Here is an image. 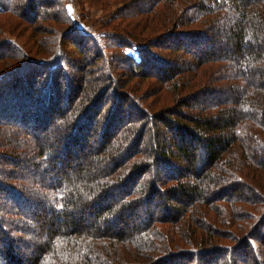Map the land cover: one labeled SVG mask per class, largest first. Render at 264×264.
<instances>
[{"label": "trees", "instance_id": "trees-1", "mask_svg": "<svg viewBox=\"0 0 264 264\" xmlns=\"http://www.w3.org/2000/svg\"><path fill=\"white\" fill-rule=\"evenodd\" d=\"M74 1L0 0V264H264V0Z\"/></svg>", "mask_w": 264, "mask_h": 264}, {"label": "rangeland", "instance_id": "rangeland-1", "mask_svg": "<svg viewBox=\"0 0 264 264\" xmlns=\"http://www.w3.org/2000/svg\"><path fill=\"white\" fill-rule=\"evenodd\" d=\"M125 1H129V0H125ZM150 1H152V0H141L140 2H138L136 4V6H135L136 10L141 11L146 5H148V3ZM69 10H70V13H71L73 20L75 21V23L77 24L78 27H81V28L92 27L93 32H96V30L102 29L101 26L104 24V22H106L110 18V15L104 14L101 9H98L97 7L96 8L91 7L87 3L81 4L79 2V0H75L74 2H71L69 4ZM141 13L142 12H140V16H142ZM136 17H138V16H136ZM17 20L21 21V18L17 19ZM29 32H31V31H29ZM28 34H30V33H28ZM23 37L24 36H22V38ZM16 38L20 40V37L17 35V33L12 31V30L11 31L3 30L1 32V35H0V41H2V40H8V41L15 40V41H17ZM23 40L26 41L25 37L23 39H21L20 42H22ZM174 41L175 40H173L171 38L166 40L168 45H173ZM222 42H223V40H222ZM65 48H66V52L68 53V56L70 58L77 59L80 57V54H78V52H77V50H75V48H73L69 45H67ZM190 49H192L193 51H196V52H194L196 54L201 53V52H197V50H195L194 48L190 47ZM159 54L164 56V58H166V60H168L170 58H175L174 54L169 55L166 52H159ZM176 56H177L176 60L173 61L175 66H181L182 68H186L187 65H191V62H189L190 60L191 61L193 60L191 57H187L186 55L183 56V54H182L181 56L184 57V59L181 57V59H183V61L182 60L180 61V59H179L180 57L178 55H176ZM155 66H156L155 64L150 62L148 69H151V70L156 69ZM152 71H154V70H152ZM68 72L74 76L80 75L78 68L73 64L70 66V68H68ZM157 88H158V85H157L156 81H153L152 79H150V80H148V82H146V89L147 90L149 89L150 93L154 92V90H157ZM153 99H154V97H153ZM214 99H216L215 95L210 94L207 96H202L198 101H196V103L199 106H201L202 103H204L206 101H210V100L213 101ZM133 117H135V116H133ZM133 120H136V117ZM4 121H5V119H4ZM12 123H16V122H12ZM13 125L14 124H10V126L8 125V126H5L3 128L0 127V139H3V140L8 139L9 140L10 138H12L13 135H15V133H16V131H18V129L15 128ZM15 126L20 128L18 126V124ZM167 140H169V142H167V146H169L170 141H171L170 136L168 137ZM91 144L95 146L97 143L95 141H92ZM1 202L3 205H6L8 201L5 198H3V199H1Z\"/></svg>", "mask_w": 264, "mask_h": 264}]
</instances>
